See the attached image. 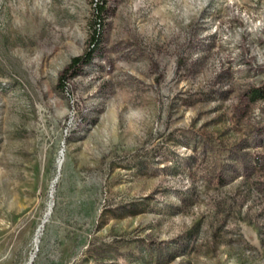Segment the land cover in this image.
Here are the masks:
<instances>
[{"label":"rangeland","instance_id":"rangeland-1","mask_svg":"<svg viewBox=\"0 0 264 264\" xmlns=\"http://www.w3.org/2000/svg\"><path fill=\"white\" fill-rule=\"evenodd\" d=\"M97 17L0 0V264H264V0Z\"/></svg>","mask_w":264,"mask_h":264},{"label":"trees","instance_id":"trees-1","mask_svg":"<svg viewBox=\"0 0 264 264\" xmlns=\"http://www.w3.org/2000/svg\"><path fill=\"white\" fill-rule=\"evenodd\" d=\"M106 0H95V13L98 16V20L101 21L102 13L105 11ZM101 23H98V26L94 27L93 34L90 39V44L88 49L81 55L73 56L66 68L63 70L59 76L60 84H63L64 78L67 76H74L81 65L88 63L92 59L93 52L99 44V35H100ZM252 97L255 99L264 95V92L260 88H254L252 90Z\"/></svg>","mask_w":264,"mask_h":264}]
</instances>
